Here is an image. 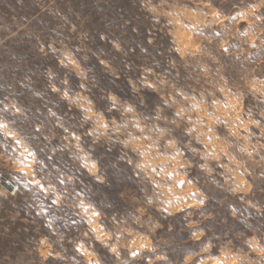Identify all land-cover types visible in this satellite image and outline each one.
Wrapping results in <instances>:
<instances>
[{
  "label": "rangeland",
  "instance_id": "374dc122",
  "mask_svg": "<svg viewBox=\"0 0 264 264\" xmlns=\"http://www.w3.org/2000/svg\"><path fill=\"white\" fill-rule=\"evenodd\" d=\"M0 174V264H264V0H0Z\"/></svg>",
  "mask_w": 264,
  "mask_h": 264
},
{
  "label": "built area",
  "instance_id": "2783aa9c",
  "mask_svg": "<svg viewBox=\"0 0 264 264\" xmlns=\"http://www.w3.org/2000/svg\"><path fill=\"white\" fill-rule=\"evenodd\" d=\"M0 179L3 180L1 174H0ZM4 182H5V184L9 185V187L11 188V192H12V193H14V192L17 190V188L14 187V186H12V184H11L9 181L4 180Z\"/></svg>",
  "mask_w": 264,
  "mask_h": 264
},
{
  "label": "trees",
  "instance_id": "16d2710c",
  "mask_svg": "<svg viewBox=\"0 0 264 264\" xmlns=\"http://www.w3.org/2000/svg\"><path fill=\"white\" fill-rule=\"evenodd\" d=\"M125 86L127 87V89H128V85L127 84H125ZM116 94V93H115ZM117 95V94H116ZM118 96V95H117ZM118 97H120V96H118ZM92 203H94V202H92ZM95 204V203H94Z\"/></svg>",
  "mask_w": 264,
  "mask_h": 264
}]
</instances>
